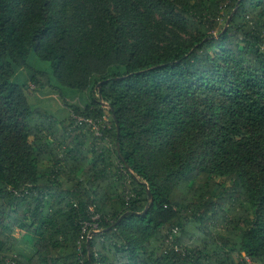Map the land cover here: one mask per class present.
Listing matches in <instances>:
<instances>
[{"label": "trees", "instance_id": "16d2710c", "mask_svg": "<svg viewBox=\"0 0 264 264\" xmlns=\"http://www.w3.org/2000/svg\"><path fill=\"white\" fill-rule=\"evenodd\" d=\"M32 51L91 89L84 110L30 106L51 80L12 79ZM91 205L100 230L78 248ZM244 252L264 264V0H0V264Z\"/></svg>", "mask_w": 264, "mask_h": 264}, {"label": "rangeland", "instance_id": "374dc122", "mask_svg": "<svg viewBox=\"0 0 264 264\" xmlns=\"http://www.w3.org/2000/svg\"><path fill=\"white\" fill-rule=\"evenodd\" d=\"M29 66L25 69L18 68L20 75H15L12 79L17 82L26 81L34 70L45 71L48 76L51 75V66L48 61H43L36 57L32 51L29 57ZM50 77V76H49ZM50 84L43 88H39L37 92L28 93V102L32 108L41 109L46 115L59 120H69L71 111L75 107L84 110L91 98V89L80 90L69 86H62L52 76ZM30 87L37 88L38 86L32 81ZM106 119H109L107 109L105 111Z\"/></svg>", "mask_w": 264, "mask_h": 264}, {"label": "built area", "instance_id": "2783aa9c", "mask_svg": "<svg viewBox=\"0 0 264 264\" xmlns=\"http://www.w3.org/2000/svg\"><path fill=\"white\" fill-rule=\"evenodd\" d=\"M72 116L74 118V125L75 126H81V125H85L87 123L88 125H91L92 129L96 130L97 135L102 134L98 124L95 121H93L92 119L85 117L83 115L75 114V113H72ZM89 212H90V217L88 219L80 220L81 235H80V238L78 240V248H81V246L84 242L92 239L93 236L97 232H99V230H100L99 222H98V219L100 218V214L95 212L93 205L89 206ZM243 256H244L247 264H254L253 259L251 258L250 255H248L244 252Z\"/></svg>", "mask_w": 264, "mask_h": 264}, {"label": "water", "instance_id": "95a60500", "mask_svg": "<svg viewBox=\"0 0 264 264\" xmlns=\"http://www.w3.org/2000/svg\"><path fill=\"white\" fill-rule=\"evenodd\" d=\"M117 124H118V122H117ZM117 128H118V135H119V125L117 126ZM118 152H119V154L121 155V152H120V147H119V143H118ZM149 194H150V196H152V194L150 193V191H149ZM142 214H145L146 213V210H144L143 212H141Z\"/></svg>", "mask_w": 264, "mask_h": 264}]
</instances>
